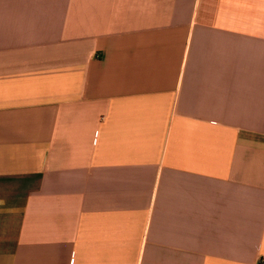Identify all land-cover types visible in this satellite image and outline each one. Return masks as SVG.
I'll use <instances>...</instances> for the list:
<instances>
[{"label": "crops", "instance_id": "crops-1", "mask_svg": "<svg viewBox=\"0 0 264 264\" xmlns=\"http://www.w3.org/2000/svg\"><path fill=\"white\" fill-rule=\"evenodd\" d=\"M264 0H0V264H260Z\"/></svg>", "mask_w": 264, "mask_h": 264}, {"label": "built area", "instance_id": "built-area-1", "mask_svg": "<svg viewBox=\"0 0 264 264\" xmlns=\"http://www.w3.org/2000/svg\"><path fill=\"white\" fill-rule=\"evenodd\" d=\"M260 264H264V258L261 259Z\"/></svg>", "mask_w": 264, "mask_h": 264}]
</instances>
